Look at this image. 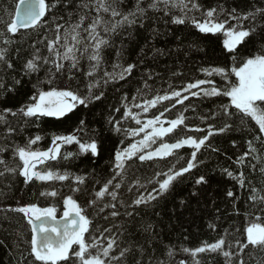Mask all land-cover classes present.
Listing matches in <instances>:
<instances>
[{
    "label": "snow or ice",
    "instance_id": "snow-or-ice-1",
    "mask_svg": "<svg viewBox=\"0 0 264 264\" xmlns=\"http://www.w3.org/2000/svg\"><path fill=\"white\" fill-rule=\"evenodd\" d=\"M61 2L62 0H57L50 5L47 0H19L15 6V16L10 20L0 21L4 25L3 29H0V40L6 45L0 47V65L8 70H15L12 60L8 58L7 46L15 42L11 37L21 29L38 28L50 8L57 7V4ZM260 2L264 4V0ZM73 5H75V11L68 13V20L63 24L56 23L55 38L48 39L45 36L48 55H42L40 49L33 44L35 50L31 58L23 64V75L38 73L44 68L48 77L44 83L49 87L45 90L33 85L35 92L29 97V102L16 110L4 108L0 112V124L4 125L3 139L5 141L10 140L17 132V128L13 127L9 121V116L20 117L25 124L31 119L41 117L63 118L78 106L88 107L93 101H101L105 95L102 88L109 83L130 78L137 68V63L125 65L119 62L123 45L120 49H116L117 62L111 64V71H108L105 66L104 53L106 49L115 47V38L121 37L124 32L127 31L130 37L132 35L130 30L133 28H145L151 23L166 18L165 24H191L201 34H222L223 50L232 60L230 70L218 66L202 68L205 79L189 82L179 89L170 85L163 94L156 91L151 98H148L146 94L152 91V86L148 83L152 73L149 72L147 79L144 80V87L137 89V95L131 97V107L125 103L123 111L121 108L114 110L117 113L122 111L120 119H115L111 115L108 118L107 123L111 126V130L123 131L126 137L134 139L126 147L115 150L109 178L103 182L95 180L90 193L87 189L81 188V185H85L88 180V176L48 166L49 162L70 160L79 155L86 154L93 158L101 155L102 133L95 129L88 130L84 120L79 122L78 128L72 134L54 135L51 146L47 150L33 147L41 140L40 135L29 138L23 146L12 141V155L18 157L20 162L14 167H10L0 155V166L3 168L0 171V177L5 174H18L25 184L37 181L42 184L68 181L74 185L70 191L81 193L86 199V205L82 206L73 195L62 197L63 212L59 218L55 204L40 207L36 203H29L4 210L23 214L30 226L31 239L25 242L29 244L30 250L27 255L32 258L31 264H145L144 257L147 255V250L143 245L129 244L121 247L118 239L122 233L114 234L110 227L93 228V219H90L88 211L91 209L95 215H99L105 209H111L109 215L103 217L107 221L110 217L116 218L121 214L118 205L125 208V215L133 216L135 209L139 206H147L162 198L174 182L183 179L186 173H190L197 167V154L202 149L211 148L212 151H218L211 147L210 137L238 130L235 124L236 117H239L240 126H245L248 118L254 121L258 127V134L246 141L247 151L237 156L235 163L244 165L248 162V158H251L256 161V163H248L252 172L255 174L258 170L260 175L264 176V166L258 168L262 156L256 147L257 143L264 145V43L254 53L241 54V49H246L249 41L255 43L256 38L264 41V6L257 7L253 4L247 12H239L236 8L225 9L222 5L205 10L198 0H80V3H75V0H64L63 2L65 8ZM73 17L76 19L73 20ZM60 19L64 18L60 17ZM246 23L248 26H245ZM152 31L154 35L158 34L157 29ZM149 50L153 51L154 55L164 54L161 49ZM141 52H145V49L142 48ZM85 58L89 62V70L84 75L88 77L89 82L85 85L84 93L81 94L78 88L73 90L70 83L74 79L73 70L78 69L80 61ZM140 63H143V60ZM65 72L68 73L69 85L51 86L56 78L64 75ZM215 76L221 77V84H217ZM14 84H21V80H15ZM0 90L12 92L15 88L14 86L5 88L4 83L0 81ZM190 97H227L228 103L221 104L216 111L199 117L202 122L220 117L224 120L222 126L217 127L211 123H208L206 128L189 126L186 124L188 118L184 115L188 107L180 111L174 119H168L165 116V113L171 112L177 105H184ZM122 99L127 101V94ZM137 100L140 102L137 103ZM165 101L169 102V105L164 107L163 111H159V114L151 118H142V113L146 114L151 109H157V106H162ZM133 108L140 111L134 112ZM129 119L135 121L136 127L122 128L121 120ZM185 130L201 135H178ZM80 133L87 135V139H82ZM173 135L178 136L174 142L165 140ZM136 137L140 138L135 139ZM121 143L124 142L121 141ZM72 144L78 146L77 152L61 153L62 146ZM154 145L158 146L153 147ZM233 146H236L235 141ZM185 147L192 149L186 166L179 169L173 166L167 172H156L155 177L163 178L156 179L155 183L152 179H148L146 184H142L139 179H136L128 187L129 192H132L134 188L137 190L136 198L131 201V204L121 199V189L125 184L127 170L134 160L141 163L166 160ZM8 148L7 143L0 145V154L8 151ZM222 171L228 177L236 179L242 188L247 183L249 193L247 201L251 202L254 210L257 206L264 205V188H257L252 180L246 181L243 171L238 175H234L228 169ZM205 183L207 180L204 175L195 179V185ZM261 183L264 184V181ZM147 185H152L151 191H147ZM141 188L145 189L146 195L139 192ZM195 194L194 192L193 195ZM39 195L56 198L60 193L52 188L40 192ZM227 196L235 199L231 190L227 192ZM128 208H132L133 211H128ZM260 211L264 212V208H260ZM255 219L259 221L262 217L256 216ZM209 227L215 230V225L210 224ZM143 231L151 237L157 236L151 223L146 224ZM225 231L227 233V230ZM244 231L246 241L234 242L238 251L234 252L233 244L221 236L214 242H204L195 248L181 247L179 251L186 254V257H191V262L185 257L180 258L178 264H201L200 254H220L225 258L226 264H235L237 259L239 264H245L242 257L245 248L249 245L264 248V223L251 222ZM153 242L152 239L147 241L149 245ZM154 251L153 249V255L149 257L147 264H174L177 252L173 246H166L164 255L167 259L155 257ZM19 264H23V254Z\"/></svg>",
    "mask_w": 264,
    "mask_h": 264
},
{
    "label": "trees",
    "instance_id": "trees-1",
    "mask_svg": "<svg viewBox=\"0 0 264 264\" xmlns=\"http://www.w3.org/2000/svg\"><path fill=\"white\" fill-rule=\"evenodd\" d=\"M19 0H0V21H7L14 17L15 6ZM51 5L57 0H47ZM64 0L57 4V7L50 8L41 25L36 29H22L15 36L11 37L15 42L7 46L9 48L8 58L12 60L14 71L8 70L0 65V81L5 85V88L14 86L15 91L7 92L0 90V112L4 108L18 109L21 105L29 102V97L35 92L33 85L47 90L49 85L44 83L47 80L46 69L42 68L38 73L31 75H23L22 68L25 61L31 58L33 44L39 48L42 55H48L46 49L45 36L48 39L55 38L56 23L63 24L68 20V13L75 11V5L65 8ZM203 9L217 7L222 5L225 9L231 10L236 8L239 12H247L253 4L260 7L264 6L260 0H198ZM75 3H80V0H75ZM129 6L130 3H129ZM199 15V13H197ZM60 17L64 19L61 20ZM55 18V19H54ZM76 17H73L75 20ZM162 18L159 22L149 24L145 28L131 29L132 35L129 37L128 32H124L121 37L114 40V48L105 50V60L108 71H111V64L116 63V49L122 48V57L120 63H137V68L132 73L130 78L124 81L117 80L114 83H109L102 88L105 95L101 101H93L88 107L78 106L72 113H69L63 118L41 117L39 119H31L25 124L20 117H11L8 119L12 126L17 128V132L10 140L5 141L4 125L0 124V145L7 143L8 151L0 154L8 162L10 167H14L20 163L18 157H13L11 144L14 141L16 144L23 146L29 138L36 135L41 136V140L34 145V148L47 150L52 143L54 135L72 134L79 126L81 120L85 121L88 130H99L103 137V149L99 157H91L90 155H79L74 159L63 160L59 162H49L48 166L53 169L59 168L61 171L65 169L71 173L88 176L85 185H81L82 189H87L90 193L95 180L101 182L107 180L112 171L111 161L113 154L117 148L126 147L133 142V137H126L124 132H116L111 130V126L107 123L109 116L115 119H120L125 103L131 107V97L137 95V89L144 87V80L147 79V74L152 73V78L148 83L152 86V91L146 93L148 98L159 91L163 94L171 85L175 89H179L189 82H194L197 79H205L202 68L209 67H226L231 69V57L225 54L223 50V35L222 34H201L191 24L174 25L165 24ZM245 26H248L247 23ZM3 23H0V29H3ZM152 29H157L158 34H153ZM43 41V42H42ZM264 41L256 38L255 43L249 41L247 48L241 49L242 55L254 53ZM0 40V47H5ZM145 52H141V49ZM149 49H161L163 55H154ZM146 53V54H145ZM143 60V63L140 61ZM67 67V62H65ZM238 66V63H237ZM89 70L88 60L82 59L78 69H74L72 75L74 79L70 83V87L75 90L79 89L81 94L85 91V85L89 82L88 77L84 75ZM102 75V71L100 73ZM68 73L58 76L53 87H65L69 85L67 79ZM217 84L222 83L219 76L214 77ZM15 80H21V84L15 85ZM127 94L128 100L122 98ZM137 103L140 101L137 100ZM228 103L227 97H190L184 105H177L171 112L165 113L168 119H174L176 115L188 107V111L184 115L188 118L186 124L189 126H199L206 128L208 123L219 127L222 126L224 120L218 117L216 120H208L202 122L199 117L207 115L209 112L216 111L221 104ZM169 102L158 105L157 109H151L148 113H142V118H151L153 115L159 114L164 107L168 106ZM115 108H121V113L115 112ZM193 109H195L193 111ZM133 111H140L133 108ZM235 124L238 130H232L223 134H217L210 137V145L218 151H212L211 148L202 149L198 156L197 167L192 169L190 173H186L183 179L174 182L170 190L164 194L162 198L148 204L147 206H139L135 209L133 216L125 215V208L119 207L121 213L116 218H109L107 221L103 219L108 216L111 209H105L103 213L95 215L91 209L88 214L90 219H93V228L99 226L101 229L105 227L112 228L114 234L119 235L118 243L121 247H126L129 244L143 245L147 250L145 255V264L150 256L161 259H167L164 255L166 246L171 245L175 248L177 256L174 264H178L180 258H185L186 254L181 253V247L195 248L204 242H214L221 236H224L229 243L233 244V251H238L235 246V241H246L245 229L251 222L264 223V212L260 208L264 205H259L253 209L251 202L247 201L248 189L247 183L245 187H241L236 179L228 177L223 169L232 171L234 175H238L243 171L246 181L252 180L257 188H264V176H261L259 171L254 174L248 163H256V161L248 158V162L244 165L235 163L236 157L247 151L246 141L252 139L253 135L258 134V127L250 118L246 119L245 126L239 125V117L235 118ZM121 126L124 129L136 127L133 120H121ZM196 135L199 133L187 132L178 133V135ZM206 134V133H204ZM82 139H87V135L80 133ZM136 137L135 139H139ZM178 138L173 135L170 139L165 138L167 142H174ZM121 141L124 143L122 144ZM233 141L236 146H233ZM158 146L154 145L153 147ZM262 160L259 166H264V145L256 144ZM78 146L75 144L64 145L61 148V153L77 152ZM191 148L185 147L177 151L173 157L166 160H158L155 162L141 163L138 160L130 165L127 170L125 184L122 185L121 199L127 204L138 195L134 188L132 192L128 191V187L132 185L136 179L140 183L146 184L148 179H152L155 183L156 179L163 177H155L156 172H167L170 167L175 166L176 169L186 166V162L190 159ZM3 168L0 166V171ZM204 175L207 183L195 185V179ZM74 187L70 182H55L51 184H42L41 182H31L25 184L23 178L18 174H5L0 177V264H19L22 260L23 264H31L32 258L28 256L30 250L29 244L25 241H30L31 230L30 226L23 214L4 211L12 207L16 208L29 203H36L40 207H47L51 204L57 206V216L62 215L63 199L67 195H73L74 198L86 205V199L81 193H72L70 188ZM99 187V185H97ZM152 185H147V191H151ZM55 188L60 195L56 198L41 197L40 192ZM231 190L234 193V198L228 197L227 192ZM139 192H147L144 188L139 189ZM196 193L193 195V193ZM183 201V203H181ZM103 205H101L102 207ZM128 211H133L128 208ZM256 216H261L262 219L257 221ZM151 223L153 231L157 234L156 237H151L143 231V227ZM215 225V230L209 225ZM122 226V227H114ZM227 230V233L226 231ZM186 237V239H185ZM154 242L149 245L148 240ZM138 257V253H137ZM245 264H264V248L253 247L249 245L242 253ZM191 262V257H186ZM199 259L201 264H226L225 258L220 254H200ZM131 260V257H129ZM235 264H239L238 259Z\"/></svg>",
    "mask_w": 264,
    "mask_h": 264
},
{
    "label": "water",
    "instance_id": "water-1",
    "mask_svg": "<svg viewBox=\"0 0 264 264\" xmlns=\"http://www.w3.org/2000/svg\"><path fill=\"white\" fill-rule=\"evenodd\" d=\"M19 3V2H18ZM15 16V15H14ZM22 30V29H21ZM58 218H59V216H58ZM75 247V246H74Z\"/></svg>",
    "mask_w": 264,
    "mask_h": 264
},
{
    "label": "rangeland",
    "instance_id": "rangeland-1",
    "mask_svg": "<svg viewBox=\"0 0 264 264\" xmlns=\"http://www.w3.org/2000/svg\"><path fill=\"white\" fill-rule=\"evenodd\" d=\"M166 126V125H165ZM156 147V146H155Z\"/></svg>",
    "mask_w": 264,
    "mask_h": 264
}]
</instances>
